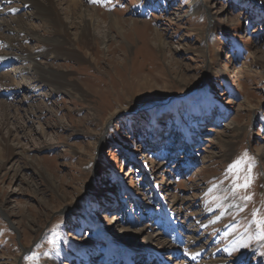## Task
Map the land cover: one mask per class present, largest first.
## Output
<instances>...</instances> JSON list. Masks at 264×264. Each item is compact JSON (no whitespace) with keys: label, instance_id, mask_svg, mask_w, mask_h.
<instances>
[{"label":"rangeland","instance_id":"obj_1","mask_svg":"<svg viewBox=\"0 0 264 264\" xmlns=\"http://www.w3.org/2000/svg\"><path fill=\"white\" fill-rule=\"evenodd\" d=\"M52 1L0 4L66 41L58 91L0 65V264H264V0Z\"/></svg>","mask_w":264,"mask_h":264},{"label":"bare ground","instance_id":"obj_2","mask_svg":"<svg viewBox=\"0 0 264 264\" xmlns=\"http://www.w3.org/2000/svg\"><path fill=\"white\" fill-rule=\"evenodd\" d=\"M9 1H12V0H0V4L3 2H9ZM14 1H17L18 3H20L18 8H23V7L27 8V9L29 8V10L31 12H29V14L26 15L28 18L45 20L49 26H53V28L56 30L58 29L57 28L58 25L56 24L58 21V23L60 24L61 27L66 28V30L64 31L65 34L66 35L69 34L70 28L67 25L65 26L63 21L60 19L59 14H58L59 12L56 9L52 0H14ZM66 2L68 4L69 12H72L71 11L72 7L77 9L80 5V0H66L65 4H66ZM194 4H195V2H194ZM196 7H199V5L196 6V4H195V6L192 8V11L197 13L198 9ZM53 9H55V13L57 15L58 20L56 18L54 20L53 16L51 15V11ZM76 13H78V11ZM79 16H84V14L79 13ZM82 26L83 27H81V29H82L81 36H85V35H87V33H89L90 25L87 22H84V25H82ZM0 29H2V31H8V32L12 33V36H3V34H0V40L3 39L7 43L6 47L8 49L7 53H5V54H2L0 52V65H7L8 63H10L12 61H14L15 63L27 62L28 66L22 68L19 71V73L21 75L26 74V75L30 76L28 78V81L30 83L25 84L26 87L31 86L30 88H34V87H37V85H40V86L43 85L45 87L48 86L52 90L58 91V90H60V88H62L65 85V80H64L63 75L61 73L57 72L56 70H54V68L51 65L44 62V61H48L50 59H59V58L65 56V52H63V51H65L64 46L66 44V41L63 40V37L61 36V34H60V36H53L47 40H44L41 37H39L38 35L33 34L31 32L30 27L26 26L25 23L22 22L19 17L12 18L11 23H8L5 21L0 22ZM22 33H24L26 35L25 39H32L34 41L42 42L43 48H39V49H37V51L25 50L22 46V43H21L23 39L20 37V35ZM56 33H59V32H56ZM53 34H55V33H53ZM161 48L162 47L160 45V49ZM7 75H10V74H1L0 79L1 80H5L7 78L9 79V77H7ZM21 78L23 80V83H26L25 77H21ZM64 93H65V91H64ZM4 124H5V121H4ZM5 140H8V138ZM11 153L13 154V151ZM150 238H152V237H150ZM150 241H152V240L148 239L147 242L150 243ZM163 247H165V246H163ZM146 250H148V249H144V251H146ZM121 254L123 255V257L125 256L124 253H121Z\"/></svg>","mask_w":264,"mask_h":264},{"label":"snow or ice","instance_id":"obj_3","mask_svg":"<svg viewBox=\"0 0 264 264\" xmlns=\"http://www.w3.org/2000/svg\"><path fill=\"white\" fill-rule=\"evenodd\" d=\"M248 171H249V173L251 172V168L250 167H249ZM240 186L243 187V188L249 187L250 186L249 185V178L248 177H245L244 183L242 185H240Z\"/></svg>","mask_w":264,"mask_h":264}]
</instances>
